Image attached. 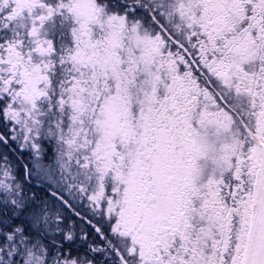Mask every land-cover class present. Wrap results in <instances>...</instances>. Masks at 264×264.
<instances>
[{"label": "snow or ice", "instance_id": "snow-or-ice-1", "mask_svg": "<svg viewBox=\"0 0 264 264\" xmlns=\"http://www.w3.org/2000/svg\"><path fill=\"white\" fill-rule=\"evenodd\" d=\"M0 264H264V0H0Z\"/></svg>", "mask_w": 264, "mask_h": 264}, {"label": "trees", "instance_id": "trees-1", "mask_svg": "<svg viewBox=\"0 0 264 264\" xmlns=\"http://www.w3.org/2000/svg\"><path fill=\"white\" fill-rule=\"evenodd\" d=\"M21 163H23V161H21ZM80 227L84 228V225H80Z\"/></svg>", "mask_w": 264, "mask_h": 264}, {"label": "rangeland", "instance_id": "rangeland-1", "mask_svg": "<svg viewBox=\"0 0 264 264\" xmlns=\"http://www.w3.org/2000/svg\"><path fill=\"white\" fill-rule=\"evenodd\" d=\"M77 204H79V201H77ZM83 210V209H82ZM82 228V227H81Z\"/></svg>", "mask_w": 264, "mask_h": 264}]
</instances>
